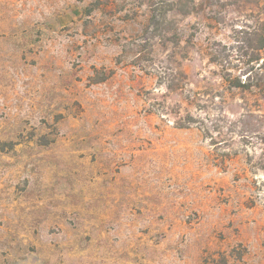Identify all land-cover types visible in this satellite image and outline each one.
Wrapping results in <instances>:
<instances>
[{
  "label": "rangeland",
  "instance_id": "374dc122",
  "mask_svg": "<svg viewBox=\"0 0 264 264\" xmlns=\"http://www.w3.org/2000/svg\"><path fill=\"white\" fill-rule=\"evenodd\" d=\"M262 41L264 0H0V264H264Z\"/></svg>",
  "mask_w": 264,
  "mask_h": 264
},
{
  "label": "trees",
  "instance_id": "16d2710c",
  "mask_svg": "<svg viewBox=\"0 0 264 264\" xmlns=\"http://www.w3.org/2000/svg\"><path fill=\"white\" fill-rule=\"evenodd\" d=\"M264 48V42L262 41V45H261V47L260 48H258V50H262ZM229 83L231 84V85H233L234 87H240V86H242V87H251V86H253V85H251V83H241V82H233L232 80H229ZM238 84H240V85H238Z\"/></svg>",
  "mask_w": 264,
  "mask_h": 264
}]
</instances>
